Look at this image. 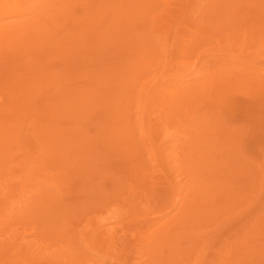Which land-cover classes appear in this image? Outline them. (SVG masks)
Wrapping results in <instances>:
<instances>
[{"label":"rangeland","instance_id":"obj_1","mask_svg":"<svg viewBox=\"0 0 264 264\" xmlns=\"http://www.w3.org/2000/svg\"><path fill=\"white\" fill-rule=\"evenodd\" d=\"M0 264H264V0H0Z\"/></svg>","mask_w":264,"mask_h":264}]
</instances>
